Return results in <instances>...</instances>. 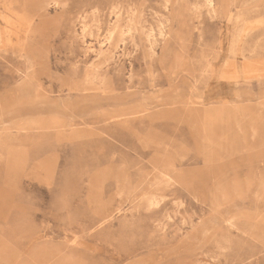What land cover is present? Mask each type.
I'll use <instances>...</instances> for the list:
<instances>
[{
    "label": "rangeland",
    "instance_id": "374dc122",
    "mask_svg": "<svg viewBox=\"0 0 264 264\" xmlns=\"http://www.w3.org/2000/svg\"><path fill=\"white\" fill-rule=\"evenodd\" d=\"M0 264H264V0H0Z\"/></svg>",
    "mask_w": 264,
    "mask_h": 264
},
{
    "label": "bare ground",
    "instance_id": "6f19581e",
    "mask_svg": "<svg viewBox=\"0 0 264 264\" xmlns=\"http://www.w3.org/2000/svg\"><path fill=\"white\" fill-rule=\"evenodd\" d=\"M214 0H209L210 3H213ZM149 202L151 203V201L149 200ZM154 203V202H153ZM156 203V202H155ZM152 205V203H151Z\"/></svg>",
    "mask_w": 264,
    "mask_h": 264
}]
</instances>
